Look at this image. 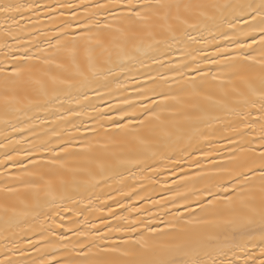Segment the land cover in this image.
<instances>
[{"label": "snow or ice", "instance_id": "6c2138e0", "mask_svg": "<svg viewBox=\"0 0 264 264\" xmlns=\"http://www.w3.org/2000/svg\"><path fill=\"white\" fill-rule=\"evenodd\" d=\"M0 264H264V0H0Z\"/></svg>", "mask_w": 264, "mask_h": 264}]
</instances>
